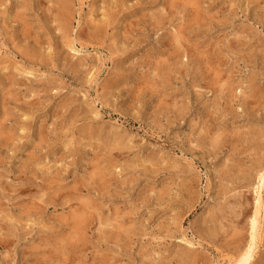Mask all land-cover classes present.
Masks as SVG:
<instances>
[{"label": "rangeland", "instance_id": "374dc122", "mask_svg": "<svg viewBox=\"0 0 264 264\" xmlns=\"http://www.w3.org/2000/svg\"><path fill=\"white\" fill-rule=\"evenodd\" d=\"M263 168L264 0H0V264H231Z\"/></svg>", "mask_w": 264, "mask_h": 264}, {"label": "bare ground", "instance_id": "6f19581e", "mask_svg": "<svg viewBox=\"0 0 264 264\" xmlns=\"http://www.w3.org/2000/svg\"><path fill=\"white\" fill-rule=\"evenodd\" d=\"M257 178H258L257 188L262 189V187L264 186V168L260 172L258 171ZM260 191L257 193V198H256V202H255V209H254L253 215L251 217V235H250V238L247 241V244L245 245L244 249L240 252V254L236 257V259L231 264H248L250 262V260L254 258V250L256 247V243H257L256 239H257L258 226H259V221H260L259 217L261 214L260 212L262 209H264L263 195L261 194Z\"/></svg>", "mask_w": 264, "mask_h": 264}]
</instances>
